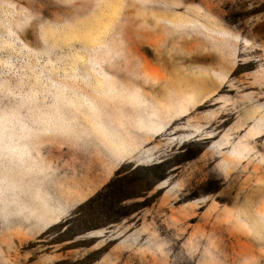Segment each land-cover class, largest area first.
Wrapping results in <instances>:
<instances>
[{"label":"rangeland","instance_id":"obj_1","mask_svg":"<svg viewBox=\"0 0 264 264\" xmlns=\"http://www.w3.org/2000/svg\"><path fill=\"white\" fill-rule=\"evenodd\" d=\"M89 254L264 264V0H0V264Z\"/></svg>","mask_w":264,"mask_h":264},{"label":"trees","instance_id":"obj_2","mask_svg":"<svg viewBox=\"0 0 264 264\" xmlns=\"http://www.w3.org/2000/svg\"><path fill=\"white\" fill-rule=\"evenodd\" d=\"M116 185H117L116 182H114V181L113 182H110L105 187V190L103 192H100L95 197L89 199L85 204L79 206L78 209L80 210V209H82L86 205L94 204V203H96V202H98L100 200L102 201V200H104V198H105V202H107L108 204H110V206L111 205H114V203H115V197H116L115 196L116 195L115 189L117 187ZM117 190L120 191V189H117ZM104 196H106V197H104ZM116 200L118 201V203L119 202H122V199L121 198H118V199L116 198ZM79 213H80V211L77 212V213H75V214H73V215H71V218L70 219L66 220L63 224L60 225V227L63 228L62 230H64V232L69 231L70 225L72 224V222H70V221L72 219H74L75 217H77ZM78 235L73 236L69 240L70 241H74L77 238ZM89 260H93L92 259V254H89L84 259L77 261L75 264H84L85 262H87ZM55 264H70V263L67 260H63V261L57 262Z\"/></svg>","mask_w":264,"mask_h":264},{"label":"crops","instance_id":"obj_3","mask_svg":"<svg viewBox=\"0 0 264 264\" xmlns=\"http://www.w3.org/2000/svg\"><path fill=\"white\" fill-rule=\"evenodd\" d=\"M84 199H86V198H81V200L77 201V204L80 203V202H82ZM71 210H72V209L67 210L66 212H70Z\"/></svg>","mask_w":264,"mask_h":264},{"label":"snow or ice","instance_id":"obj_4","mask_svg":"<svg viewBox=\"0 0 264 264\" xmlns=\"http://www.w3.org/2000/svg\"><path fill=\"white\" fill-rule=\"evenodd\" d=\"M41 2H43V0H41Z\"/></svg>","mask_w":264,"mask_h":264}]
</instances>
